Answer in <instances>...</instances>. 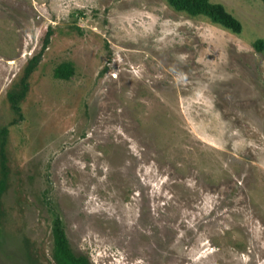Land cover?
Returning <instances> with one entry per match:
<instances>
[{
  "label": "rangeland",
  "instance_id": "rangeland-1",
  "mask_svg": "<svg viewBox=\"0 0 264 264\" xmlns=\"http://www.w3.org/2000/svg\"><path fill=\"white\" fill-rule=\"evenodd\" d=\"M211 2L241 32L168 0H0V264H57V231L89 264H264V1Z\"/></svg>",
  "mask_w": 264,
  "mask_h": 264
},
{
  "label": "trees",
  "instance_id": "trees-1",
  "mask_svg": "<svg viewBox=\"0 0 264 264\" xmlns=\"http://www.w3.org/2000/svg\"><path fill=\"white\" fill-rule=\"evenodd\" d=\"M168 3L173 8L179 11H184L190 16H206L214 23H217L232 32L239 33L242 30L241 23L229 13L223 5L213 3L211 0H168ZM253 46L255 50L259 52L264 50V42L262 40L256 41ZM38 59L39 56H34L27 64L24 74L25 78L34 70ZM72 72L73 70L70 64H62L55 69L54 77L66 80L72 75ZM21 95L16 97L20 99L22 97ZM16 97L15 95L9 94V99L14 104V109L19 110L18 106H16V103H18ZM2 192L3 186L0 184V194ZM54 259L57 264H89L84 257H75L71 253L66 238L61 231L55 233Z\"/></svg>",
  "mask_w": 264,
  "mask_h": 264
}]
</instances>
